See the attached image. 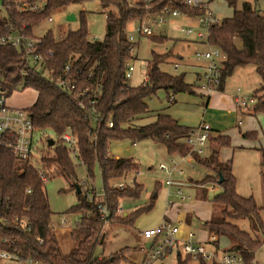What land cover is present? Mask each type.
Listing matches in <instances>:
<instances>
[{
	"label": "trees",
	"instance_id": "trees-1",
	"mask_svg": "<svg viewBox=\"0 0 264 264\" xmlns=\"http://www.w3.org/2000/svg\"><path fill=\"white\" fill-rule=\"evenodd\" d=\"M6 8L4 19L20 33L41 39V50L53 51L45 69L38 72L30 69L27 76L18 48L0 44V89L9 96L19 88L34 87L36 101L28 108L36 129L46 134L53 157H43L42 167L47 171L52 164L56 175L75 181L76 167L69 147L59 139L70 131L77 139L76 157L85 166L89 177H94V168L99 166L105 203L110 211L108 224L130 226L136 217L151 210L158 197L157 187L149 201L129 214H118L120 200L124 197L142 195L144 185L134 183L124 189L116 185L120 181L135 178L140 166L133 158L111 156L109 149L116 140L131 139L133 143L151 138L164 145L169 154L190 152L186 138L194 127L181 124L171 115L158 113L156 120L148 124L137 122L148 116L152 110L149 100L164 90L167 98L179 93L195 94L194 85L185 80V74H170L159 66L168 56L153 53L146 80L132 86L126 79L127 64L134 58L131 48L135 41L128 37L130 23L138 24L156 19L165 6L183 13L200 14V7H189L184 0H99L106 12V30L103 39H91L86 26L84 11L81 10L80 26L69 30L63 37L49 29L42 34L37 30L61 8L72 4H83L90 0H45L39 11L19 13L12 4L14 0H0ZM31 2L38 0H29ZM231 4L234 0L230 1ZM148 5V7L146 6ZM234 14L223 18L220 24L210 29L209 45L219 47L226 60L221 69L223 90L227 78L238 68L253 64L259 77L258 86L253 92L256 98L251 108L256 113H264V13L251 2L234 6ZM4 23V22H3ZM0 22L1 31L5 32ZM154 41H164L166 36L151 35ZM70 66L68 76L77 84V89L64 91L45 74L55 69V78L64 76ZM83 103V105L80 104ZM112 121L113 125L109 126ZM244 138L256 133H241ZM54 144L50 145L49 140ZM231 145V137L211 134L208 156H198L201 165L214 172L206 182H219L221 190L214 195L213 202L221 207L218 214L213 213L204 225L219 237L229 241L228 251L241 255L244 264H255V253L264 242V221L254 197H243L236 191V178L232 171V161H224L220 154L223 148ZM261 174L264 194V150H261ZM48 174V172H46ZM135 180V179H134ZM205 183V182H204ZM76 188V186H74ZM77 189V188H76ZM90 193L91 197L89 198ZM78 203L67 210L76 213L77 220L71 226V245L65 250L50 207L46 185L34 164L16 157L8 148L0 145V217H8L10 227L0 222V249L16 248L23 257L32 256L42 264H114L117 258H100L96 255L99 244L107 235L106 225L100 216L99 200L96 190H81ZM19 216L28 221L29 228L23 230L13 226V218ZM248 220L251 230L242 228L240 221ZM191 256L183 259L178 255V264H187ZM198 264H220L216 260L199 259Z\"/></svg>",
	"mask_w": 264,
	"mask_h": 264
},
{
	"label": "rangeland",
	"instance_id": "rangeland-1",
	"mask_svg": "<svg viewBox=\"0 0 264 264\" xmlns=\"http://www.w3.org/2000/svg\"><path fill=\"white\" fill-rule=\"evenodd\" d=\"M137 0H131L132 3ZM244 0H239V7ZM254 5L258 8L264 10V0H251ZM81 5H84L86 10L84 11V17L86 20L87 30L91 39H103L106 30V12L100 4L99 0H90ZM81 5L72 4L69 7L61 8L56 10L52 14L53 21H48V19L43 23V25L37 30V33L42 34L45 31L52 29L54 30L58 37H63L67 31L75 30L80 26V16H81ZM69 12L74 13L75 20H68ZM219 15V14H218ZM221 17V15H220ZM146 20V19H145ZM153 25V31L155 36H166L164 41H154L152 36L142 35L137 30V22L129 24L128 34L135 36V44L132 49L133 59L131 64L134 66V71L131 77L128 79V83L132 86H137L143 83L149 71V67L152 64L153 53L162 54L163 56L170 53L162 63L159 64L160 68L170 74H185V80L188 83H196L195 71L196 68L194 64L200 63L201 61L196 59V53L207 50L208 46L199 43L196 35L187 36L180 31L181 26L197 25L194 19L183 17L179 18H168L164 23L159 24L156 19L150 21ZM178 64V68L175 67ZM195 81V82H194ZM259 83V77L256 73L255 66L253 64L247 65L243 68H238L233 76L229 77L226 83V92H235L237 86L243 87V84L252 91V87H256ZM179 96H182L179 93ZM196 96V95H193ZM200 95H197L199 97ZM37 92L34 87L19 88L13 91L8 96V104L17 108H28L36 100ZM202 97V96H201ZM169 103V99L164 90L158 91L157 95L153 97L150 101L151 107L157 109H162L163 106ZM190 104V103H189ZM156 120L155 115H148L143 119L139 120L137 124H148ZM232 135L235 138L234 141L243 139L238 130H232ZM61 143L62 141L55 136L52 137ZM54 146H52L53 148ZM49 148L47 142L41 144L39 149L35 152L36 164L40 167L44 166L43 157H53V150ZM71 152L73 151L70 149ZM228 149L223 148L222 151H227ZM109 153L111 156L115 157H125L133 158L138 162L140 166L141 175H137L134 179V183H143L144 190L142 195L138 197H124L120 200L124 202H132L134 206L145 205L148 202L150 195L154 192L157 187L158 197L156 199L154 207L149 210L139 214L134 224L130 226L118 225V224H108L105 227L107 235H105L104 243L99 244L96 250V255L112 259L117 258L114 264H144L148 259H151L152 250H148L144 245V238L140 237V230L144 229L146 225H157L163 221L162 215L168 207V202L177 201L179 197H174L176 194L177 186L173 185L168 192L166 181L169 178L168 174L159 168L160 164L171 165L172 159H175L179 165L185 169V178L201 179L206 174V169H210L205 165H195V167L189 163L181 160L179 156L172 157L164 147V145L157 143L151 138H145L138 140L136 144H133L131 139L116 140L111 143ZM73 162L76 167L77 179L75 181L69 180L62 175H56V170L54 164L48 168V181L45 183L46 190L49 198L50 207L53 211V221L58 227L59 223L65 219L72 224L77 220L78 215L76 213H68L67 210L75 206L78 203L77 189L74 187L75 184H79L80 188L84 192H90L91 188L96 190L97 199L100 201V194L103 192V183L101 178V173L99 166L96 165L94 168V177H89L84 165L76 157V155L71 154ZM206 158V157H205ZM212 172V171H210ZM215 174L210 173L209 178H212ZM178 175L174 173L172 178ZM207 177L201 181H196L194 184H203L206 182ZM175 179V178H174ZM84 181V182H83ZM121 182V181H120ZM82 183H86L83 185ZM263 183V182H262ZM133 187V186H132ZM183 192L193 196L196 199L194 193L183 188ZM218 191H209L206 203L212 201V197L217 194ZM93 195L90 193L89 198ZM264 198H261V203ZM190 201V202H193ZM133 206V207H134ZM121 211L118 214H124L125 209L123 206H119ZM214 213L218 214L221 210L219 205L214 204ZM128 212L134 211L135 209L127 208ZM262 219L264 221V210L262 211ZM239 224L245 230L250 231V222L248 220L240 221ZM70 231L61 232L60 235L67 234L66 236H60L59 239L65 250L71 245ZM162 239L159 238V241ZM162 242V241H161ZM160 243V242H159ZM228 243L225 239L220 241V249H225ZM180 251L182 252V248ZM176 248L169 257L170 264H178V255ZM183 259L186 257L182 252ZM259 264H264V245L262 246L261 255L259 256ZM187 264H197V260L190 259Z\"/></svg>",
	"mask_w": 264,
	"mask_h": 264
},
{
	"label": "built area",
	"instance_id": "built-area-1",
	"mask_svg": "<svg viewBox=\"0 0 264 264\" xmlns=\"http://www.w3.org/2000/svg\"><path fill=\"white\" fill-rule=\"evenodd\" d=\"M146 3H150L152 0H144ZM184 2L192 8L200 7L203 12L200 14H190L183 13L177 9H172L170 6H165L161 14H158L156 20L159 24L164 23L168 18H191L195 19L198 25L193 26H181L180 31L187 36L196 35L200 40L207 41L210 37V29L222 22V18L217 16L208 6L204 0H184ZM19 13H26L30 11H39L44 7L45 0H38L31 2L29 0H14L12 3ZM148 7V5H146ZM7 6H5L0 1V22L3 23L5 32L1 31L0 27V44L8 45L11 47L18 48L21 53V58L23 60L25 69L22 71L23 76L29 74L30 69H35L40 72L45 69L46 62L49 60V56L53 55V51L49 50L42 52L41 50V39L33 38L24 35L17 31L14 27L10 26L4 19V13L6 12ZM81 10L85 11L84 5L81 6ZM48 21H53L52 17L48 18ZM151 20H144L139 23L136 27L140 34L151 36L154 34L153 25H151ZM131 41L134 42L135 36L128 34ZM96 39V38H94ZM133 47L131 48L132 51ZM196 57L198 59H206L209 61L206 71L204 73V78L206 83L201 85L200 88L212 92L214 89H218L221 84V69L224 60H226V54L219 48L211 46L210 48L197 52ZM177 67V65H176ZM70 66H67L64 71V76L55 78V69H48L45 74L50 77L57 86L61 87L64 91H74L77 89V84L74 79L68 76ZM134 71V66L131 63L127 64L126 69V79L128 80L132 72ZM240 90V88L238 89ZM171 99H175L172 95ZM236 103L240 106L252 105L255 103L256 98L254 96H236ZM8 95L6 91L0 89V145L8 148L16 157L23 161L31 162L38 169L39 175L44 183L49 179L45 170L36 164L35 152L39 149V146L45 141L46 134L39 132L30 115V112L25 108H17L10 106L7 102ZM83 105L82 102H80ZM113 122H109V126H112ZM212 128L210 124L203 123L202 125L194 128L190 131L189 136L186 138V143L190 147V157L192 153H197L198 155H204L207 150V144L211 135ZM69 149H72L73 154L76 155L77 147L76 137L70 132L66 131L61 137H59ZM187 159V157L182 158ZM192 162V161H191ZM194 163V162H193ZM159 168L164 170L168 174V179L166 183L168 185L181 184L172 179L173 172L177 171L180 174H184L183 170L178 168V164L173 162L172 165L160 164ZM141 172L138 171L137 175ZM84 182V181H83ZM85 185L84 183H82ZM134 185V178H129L126 181L118 183L116 186L119 189H124L127 186ZM210 189L217 190L218 185L212 184L208 186ZM177 194L181 199L189 198L182 192L181 188L176 190ZM104 193L102 192L99 197H101L98 208L100 210L101 219H103L105 224L109 222L110 211L105 203ZM118 211H121L119 208ZM117 211V212H118ZM0 222L5 223L6 227H10L11 221L8 217H0ZM13 226L21 227L23 230L29 228L28 221L22 219L19 216L13 218ZM71 230L70 222L63 219L58 227L57 232H65ZM179 227L171 222H164L163 224L153 227L146 228L142 230V235L147 240H153L155 238L161 237L162 242H158L156 245L153 243L151 259L146 261V264H152L155 260L159 259L169 250L177 249L179 246L182 248V252L185 255H189L193 258L204 259L206 261L216 260L220 264H244L243 259L240 254L233 251L221 250L217 242V236L212 235L208 241L201 242L196 239L193 232H189L186 238L179 236ZM208 244L213 246L210 249ZM0 264H42L38 259L29 256L23 257L16 248L11 249H0Z\"/></svg>",
	"mask_w": 264,
	"mask_h": 264
},
{
	"label": "crops",
	"instance_id": "crops-1",
	"mask_svg": "<svg viewBox=\"0 0 264 264\" xmlns=\"http://www.w3.org/2000/svg\"><path fill=\"white\" fill-rule=\"evenodd\" d=\"M204 1L208 4L209 8L217 16L220 17L221 15L220 18L222 19L231 17L234 14V8H235L234 6L239 7L238 4L239 0H234L233 4L230 3L231 0H204ZM246 1L251 2L253 4V1L251 0H244L243 2ZM255 7L264 13V10L258 8L257 5H255ZM68 14L70 15L74 13L69 12ZM196 24L198 25L197 21ZM197 41L203 45L204 44L207 45L208 46L207 49L210 48V45L207 41H203L200 39H198ZM196 59L201 61L200 63L194 64V67L196 68L195 71L196 83L195 84L193 82L191 83L194 85V90L196 91V93L195 94L181 93L182 96L176 94L174 101L169 100V102H172V104L169 105L168 103L167 105L163 106L162 109H157L158 107L155 108L151 107L150 101L153 99L152 97L149 100V105L152 110V112L149 115L156 116L158 113L168 114L178 119L181 124L194 128L202 125L203 123H208L212 128L211 134L219 133L223 135H229L231 137V145L229 147H225L226 149H228L227 151H221L220 157L224 161H228V160L232 161V171L236 178L237 193L243 197H254L257 204L259 206H262L264 199L261 203V198H264V194H263V186H262L260 151L264 150V113L254 112L253 109L251 108L252 106L251 104L247 106L237 105L235 99L236 96H246V97L253 96V92L258 85H256V87L255 86L252 87L251 85L252 91L250 92L247 90L250 88L245 86V84H243V87L237 86L235 92H226V83L227 80L229 79L227 78L223 90L214 89L212 92L209 93L208 91L200 88L201 85L206 83L204 78V73L206 71L209 61L206 59H198L197 57ZM178 66H179L178 64H175L176 68H178ZM239 88L240 90H238ZM197 95L200 96L197 97ZM235 129L238 130L239 135L243 138L241 140H238L237 142L234 141L235 138L231 133L232 130ZM247 132L256 133V135L253 137L244 138L241 133H247ZM208 146H209V141L207 144V149ZM207 151L208 150H206V153L204 155H198L197 153H192L191 157L189 155L190 152L187 154L174 153L170 155H172V157L179 156L181 160H183L182 159L183 157H187V159H184L183 161L186 160V162L191 163L195 167V165L200 166V163L195 156L198 155V156L207 157L208 156ZM173 162L177 163L178 168L184 171V174H180L177 171L173 172L172 176H174V173L177 174L178 176L174 177L175 179L174 178L172 179L178 183H181L180 185L179 184H173V185H176L177 189L181 188L182 192H183V188H187V190L194 193L196 199L195 201H193L194 200L193 196L187 193L185 194L184 192L183 193L185 195H188L189 198L181 199V197L176 192V194H174L175 195L174 197L176 196L179 197V200L168 202V207L166 208L164 214L162 215L163 221L153 226L146 225L144 229L157 227L163 224L164 222H171L179 227L180 230L179 236L183 238H186L189 232H193L197 240L208 243L210 237L212 235H216L217 236L216 244L218 245L219 248H220L221 239H225V241L228 243V246L222 250L228 251L226 250L229 247L228 239H226L225 237H219L215 233H210V231L204 225L206 221L210 220V218L214 213L213 197L211 202L208 201L206 203V199L208 197L209 191L214 190V189H210L208 186L212 184H217L218 189L216 190V192L217 191L219 192L221 190L220 183L205 182L203 184H198V185L194 184L196 181H201L202 179H204L205 176L207 177L209 176L210 173L213 174L214 172L212 170H210L212 171L210 172L208 171V169H206L207 170L206 174L201 179H194V178L187 179L185 178V174H186L185 169L182 168L175 159H172L171 163L173 164ZM166 185L168 184L166 183ZM173 185H168V187L170 186L169 188H167L168 192L170 191L173 192V190L175 189V188L173 190L171 189ZM120 206L124 207L125 209L124 214L126 215L133 211L132 210L131 212H128L127 208L130 207L131 209L132 208L136 209L137 207H140L142 205L134 206L132 202L122 201V203L120 202ZM70 226H72L71 223ZM144 229L140 230V237L142 238H144L142 235V230ZM59 234H61V232ZM66 235L67 234H63L60 236H66ZM159 238L161 237L155 238L153 240H147L144 238L145 247L146 245H149L150 247L147 249L148 250L151 249V247H153V243L154 245H156L158 242L162 241V240L159 241ZM208 245L210 249L213 248L211 244ZM263 245L264 242L262 246ZM262 246L255 253V261H254L255 264H259L258 259L259 256L261 255ZM69 247L70 246H68L67 249ZM173 251L174 249L169 250L168 252L163 254L162 257L155 260L152 264H170L168 259L170 255L173 253ZM176 252L177 255L182 256V252L180 251V248H177ZM184 256L186 255L184 254ZM99 257L102 258V255H100ZM191 259L197 260V264H198L199 259L193 257H191ZM143 263L146 264L145 260L143 261Z\"/></svg>",
	"mask_w": 264,
	"mask_h": 264
},
{
	"label": "water",
	"instance_id": "water-1",
	"mask_svg": "<svg viewBox=\"0 0 264 264\" xmlns=\"http://www.w3.org/2000/svg\"><path fill=\"white\" fill-rule=\"evenodd\" d=\"M75 15L74 14H70L69 16H68V20H75ZM49 144L50 145H53L54 144V140L53 139H50L49 140ZM222 182V178H220V180H219V183H221ZM75 186H76V188H77V192L78 193H80L81 192V188H80V186H79V184H75ZM150 245H151V243H150ZM150 246L149 245H146V248H149Z\"/></svg>",
	"mask_w": 264,
	"mask_h": 264
}]
</instances>
